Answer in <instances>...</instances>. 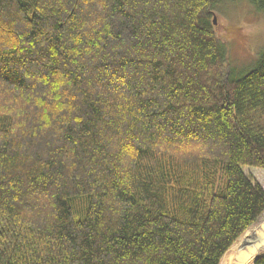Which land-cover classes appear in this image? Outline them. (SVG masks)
<instances>
[{
  "label": "trees",
  "instance_id": "obj_1",
  "mask_svg": "<svg viewBox=\"0 0 264 264\" xmlns=\"http://www.w3.org/2000/svg\"><path fill=\"white\" fill-rule=\"evenodd\" d=\"M238 1L0 0V264H220L264 215V53L214 33Z\"/></svg>",
  "mask_w": 264,
  "mask_h": 264
},
{
  "label": "rangeland",
  "instance_id": "obj_2",
  "mask_svg": "<svg viewBox=\"0 0 264 264\" xmlns=\"http://www.w3.org/2000/svg\"><path fill=\"white\" fill-rule=\"evenodd\" d=\"M216 17L214 33L217 39L228 47V66L242 69L255 61L264 53V14L254 11L246 0L227 4L219 12H213ZM245 175L253 182L261 184L264 189V170L243 168ZM264 227V215L251 227L241 239L223 257L220 264H233L242 244L250 240L249 232ZM247 235L248 238L246 237ZM264 254V247L258 255ZM257 255H255L256 257Z\"/></svg>",
  "mask_w": 264,
  "mask_h": 264
},
{
  "label": "water",
  "instance_id": "obj_3",
  "mask_svg": "<svg viewBox=\"0 0 264 264\" xmlns=\"http://www.w3.org/2000/svg\"><path fill=\"white\" fill-rule=\"evenodd\" d=\"M216 23V17H213V24ZM216 25V24H215ZM254 236L252 240H246L241 247L239 254L232 258L235 260L233 264H253V262L260 257L258 255L259 251H261L264 247V227L258 232L253 233ZM249 235L246 237L248 238ZM255 255H258L255 257Z\"/></svg>",
  "mask_w": 264,
  "mask_h": 264
}]
</instances>
